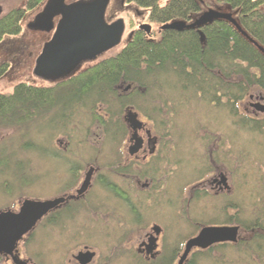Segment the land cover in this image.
I'll return each instance as SVG.
<instances>
[{
	"label": "rangeland",
	"instance_id": "1",
	"mask_svg": "<svg viewBox=\"0 0 264 264\" xmlns=\"http://www.w3.org/2000/svg\"><path fill=\"white\" fill-rule=\"evenodd\" d=\"M47 1L43 0L35 9L27 11L23 18L21 33L8 38L0 45V59L9 58L14 63L0 78V91H11L19 81H28L37 85L47 83L46 80L35 75L33 69L44 43L50 39L51 31L46 33L30 25L34 22L35 14ZM74 1L77 0H66V3ZM159 1L164 3L166 0ZM23 3L24 0H0V13L14 6H21ZM222 11L228 12V9ZM103 17L107 23L122 18L124 31L120 42L101 55L102 58L120 50L138 24L149 23L154 37L157 36L162 25L150 22L147 10L125 0H108ZM3 49H8L9 54L5 55L4 51H1ZM164 94L167 92L161 91L160 95ZM168 94L167 105L156 102L159 104L158 108L164 112L161 119L155 121L150 117L147 118L150 123H154L151 124L152 128L161 138L160 154L165 157L169 153L171 158L175 150L170 148L174 147L177 151L179 170L178 177L174 176L176 181L174 178L173 192L177 189L181 190L185 185V190L180 195L181 208L178 214L175 215L172 205L165 206L166 196L170 195L167 190L157 194L159 197L162 196L157 205L153 206V200L150 199L147 203L152 206L145 207L143 196L146 197L147 194L156 198L157 195L153 197L146 190L140 192L130 187L129 179L112 177L129 191L134 203L139 202L138 208H135L139 219H136L123 199L111 194L97 179H94L83 200L70 206L69 210L62 208L57 223L43 218L27 240L19 243L20 251L30 257L34 264H67L71 255L85 246L93 251L94 264H140L143 258L136 252L138 240L149 230L152 223L158 224L162 229L159 239L160 253L153 262L168 260L172 251L177 249L175 260L172 261L174 264L189 236L208 222H223L230 216L233 219L239 218L242 226L240 233L245 239L253 236L252 243L247 246L254 249L252 245L254 240H257L255 235L264 234V131L242 127L226 107L208 104L177 90ZM256 104H264V93L260 90L247 95L241 103L240 110L246 108L245 110L249 112L259 111ZM144 117L145 115H139L143 121H145ZM75 121L76 123L80 121V125L78 124L77 129L70 133L73 140L71 147L75 155L71 159L84 165L88 162L92 163L95 157L99 165H104L105 160L113 154L109 150L111 141L99 138V145L95 144L96 139L92 132L94 130L97 132V125L91 123V117L85 111L81 112L80 118ZM88 127L90 129L86 132ZM0 146L4 154L15 153L10 157L9 165L0 170V209L17 210L19 202L24 198H54L62 196L66 189L73 187L66 184L69 173L65 162L52 156L50 152L52 149H49L53 148L60 155H65L63 150L69 144L67 145L63 132L54 133L42 122L27 124L18 129L0 128ZM211 152H213V162L209 160ZM18 162L22 164L16 166ZM216 163L226 172L230 189L227 195H221L223 205L220 196L213 198L211 195L212 199H206L209 206L214 204L219 207V210L213 208L218 214L211 219L212 221L207 222L202 218L204 212L206 217L214 216L216 213L212 210L203 212L206 208L205 200L198 199L202 196L201 192L197 189L192 190L190 197L188 188L199 179L206 178L215 168ZM167 170L170 177L169 165ZM168 177H163V181L167 182ZM169 182L172 183V180L169 179ZM169 187L167 183V188ZM177 196L178 193L172 197L173 202L177 201ZM140 201L143 202V207ZM55 214L58 215V212ZM253 223L258 225L255 231L245 230V225ZM259 244L262 249L258 255L257 252L247 253L245 247L217 246L205 254L198 253L189 257V262L264 264V242Z\"/></svg>",
	"mask_w": 264,
	"mask_h": 264
},
{
	"label": "trees",
	"instance_id": "2",
	"mask_svg": "<svg viewBox=\"0 0 264 264\" xmlns=\"http://www.w3.org/2000/svg\"><path fill=\"white\" fill-rule=\"evenodd\" d=\"M42 1L24 0L23 5L0 13V45L21 33L25 13ZM125 1L147 10L148 20L156 24L191 22L209 9L225 8L228 12H223L229 13L233 21L216 18L193 28L160 30L156 37L135 30L116 53L66 80L48 81L45 85L19 81L11 91H0V128L18 129L42 122L54 133L70 134L80 125L75 120L85 111L92 124L100 125L106 138L109 121L121 114L120 107L132 100L131 104L147 109L144 114L158 121L164 112L156 102L167 105L168 92L177 90L208 104L226 107L242 127L264 131V114L250 118L240 110L247 95L257 90L264 93V0ZM1 51L9 54L8 49ZM13 64L12 59H0V78ZM128 84L134 90L132 94H117ZM161 91L167 94L160 95ZM49 149L52 156L59 155ZM11 153L4 154L0 146V170L9 165L10 157L15 155ZM62 211L58 208L44 220L57 223ZM244 228L254 231L256 227L249 224ZM246 244L247 253L257 252ZM171 260L172 255L168 260L148 264H171Z\"/></svg>",
	"mask_w": 264,
	"mask_h": 264
},
{
	"label": "flooded vegetation",
	"instance_id": "3",
	"mask_svg": "<svg viewBox=\"0 0 264 264\" xmlns=\"http://www.w3.org/2000/svg\"><path fill=\"white\" fill-rule=\"evenodd\" d=\"M43 9L44 7H42L35 14L32 27L44 30L46 31V33L51 31V36H52L60 16L54 15L48 11H44ZM48 25L50 27L49 29H46L45 27ZM139 26L140 25L138 24V26L134 29V31L140 30ZM152 32L153 31L151 27V32L148 35L152 36L153 35ZM158 32H160V27H159ZM127 42L128 41H126L125 44ZM112 48H114V46ZM110 49L104 51L102 54L92 59L82 60L67 75H64L54 80H47V79H44V80H46L47 82L66 80L70 78L71 76L77 73H80L82 71H85L89 67H92L93 65H95L97 62H99V60H101L102 58L101 55H103ZM129 87L130 85L128 84L126 88L119 89L116 92L119 95H127L130 93L132 94L134 90L130 89ZM132 102L134 101L131 100L129 104H127L126 106L120 107L119 112L121 114L113 116V119H112L113 121H109L110 130H109L108 137L105 138L103 136L102 130L99 127L100 125L96 126L97 132L96 130L92 132V135H94V138L96 139L95 144L99 145V142H98L99 138L108 139L112 143L109 150H111L113 154L110 158L105 160L104 165H99L95 157L93 158L94 160L92 163L88 162V163H85L84 165H80L78 161H75V159H71V157L75 156L73 153L74 150L71 147L73 140L71 139L70 137L71 135L68 134V132L64 134L65 139L67 140V145L69 144V146L65 147L63 150L65 152V155L64 154L60 155L59 153V156H56V158H60V160L65 162L67 171L69 173L68 183L66 184L67 186L69 185V187L71 186L73 187L70 189H66L63 192L62 196L69 197L70 195H74V197H70L64 200L59 205L58 208H61V209L67 208L83 200V197L86 192L83 195L78 196L77 198L76 191L79 188L81 182L83 181L85 174L88 172L90 168H92V174L90 177V185L94 179H97L105 187V189L110 191L111 194L123 199V201L127 203L129 210L133 212L135 215L134 218L139 219L138 214L136 213V209H135V208H138L137 205L139 202L134 203V201L129 196V191H127V189L123 185H121L120 183L118 184L115 180H113L112 177L129 179L128 183L130 184V187H134L140 192H144L146 190L149 194H152L153 197L159 194V192L161 193V191L165 192V190H167V193L170 195L166 196L167 205L165 206L172 205L173 210L175 211V215L176 213L178 214V210H180L181 208L179 205L180 195L185 190V185L183 186L181 190L177 189L173 192L174 187H175V181H176L175 177H178V170H179V159L176 154L177 151L174 147L170 148V150H173V151L175 150V153L172 154L171 158L169 157L170 156L169 153L165 157H163V155L160 154L159 145H160L161 138L154 131L155 129L152 128L151 124L153 122L150 123L147 118L148 116L144 114V111L146 112L147 109L144 108L145 109L144 110L134 104H131ZM245 109L246 108L243 109L244 113H246L250 118H258L264 114V112L260 110L259 111L253 110L252 112H249ZM142 113L145 115L144 117L145 121L139 118V115L144 116ZM107 116L110 119L109 115L105 114L106 119H107ZM116 126L119 128H116ZM101 134L103 138L101 137ZM212 153L213 152L209 154V160L210 161L212 160L213 162ZM167 165H169L170 170H171L170 177H168L169 174L167 170ZM197 172H199V170ZM157 175H161V176L158 177ZM163 177L165 178L168 177L167 182L163 181ZM174 178H175V181H174ZM169 179L172 180V183L169 182ZM167 183H168V187L170 184H172L169 187V189L167 188ZM196 189L199 190L202 195L198 199L203 198L205 200L204 205L206 206V208L203 209V212L205 210H210V211L212 210L213 212L216 213L217 211H215L213 208H215L216 210H219V207L215 206L214 204L209 206V204L206 202V199H212L211 197L216 198V196H220L221 204L223 205L222 203L223 200H222L221 195L223 196L227 195L230 189L228 185V179H227L226 172L222 171V168L219 167V164L215 165V168L210 172V174L206 178L199 179L195 184L190 185V187L188 188V194L190 195L191 191L192 190L195 191ZM177 193H178L177 201L173 202L172 197L176 195ZM160 197L162 196L160 195ZM160 197L159 195H157L156 198H152L151 195L148 196L146 194V197L143 196V199H142L144 202V206L145 207H148V205L152 206L150 203H147V201L150 199L153 200V206L157 205V203H159L161 199ZM143 202L140 201V205L142 207H143ZM58 208H56L55 210H57ZM4 209H11V208H4ZM4 209H0V210H4ZM11 210H16V209H11ZM55 210L50 211L47 215L54 212ZM217 214L218 213H216L214 216L211 215V216L206 217V212H204V216L202 218H204V221L208 222L212 218H215ZM47 215H45L44 217H46ZM177 216L175 219L178 218ZM224 225L238 227V234H237L236 241L215 242L204 249H201L198 247L193 248L187 257L185 264L189 262V257L194 256L198 253L205 254L217 246H221V247L231 246L235 248H242L245 246L246 242L251 241L253 238L252 236L250 239L249 237L245 239L240 233L242 228H241V223H240L239 218L236 217V219H233L230 216V217H226L225 221L223 222L206 223V225H203L194 234L189 236L188 239L196 236L198 232L205 226H224ZM253 225H255L256 227L255 229H253L255 231L258 228V225L254 223ZM31 232L25 234L22 237V239H20L17 242L15 251H13L14 256L16 255L20 260H23L25 264H34V263L30 257L24 255L20 251L19 243L26 241ZM161 235H162L161 227L156 223H152V225L149 226V230L144 234V236H142L140 240H138L136 252L143 258V261L142 262L140 261L141 262L140 264H143V263L148 264L149 262H153L157 260L159 253H160L159 239ZM254 241L255 242H253L252 246L254 247L255 250H257V255H258V253L262 249L261 244L259 243L264 242V234H261L260 236H258L257 240H254ZM176 250L177 249H175L171 253L172 255L171 264H173L172 261L175 260ZM79 252H83V253L89 252V258L87 262H84V263L80 262V260L76 257ZM94 258L95 257L93 255V251H91L88 247L85 246L82 249L77 250L76 253H73L71 255V258L68 260L67 264H94V260H95ZM177 260L178 258L176 259L174 264H176ZM0 264H15V263L13 262L11 255L2 253L0 254Z\"/></svg>",
	"mask_w": 264,
	"mask_h": 264
},
{
	"label": "water",
	"instance_id": "4",
	"mask_svg": "<svg viewBox=\"0 0 264 264\" xmlns=\"http://www.w3.org/2000/svg\"><path fill=\"white\" fill-rule=\"evenodd\" d=\"M107 1L77 0L66 3V0H48L46 2L43 10L60 17L52 36L44 43L36 59L33 69L35 75L47 80L57 79L67 75L82 60L92 59L120 42L124 31V21L122 18L111 23L105 21L103 14ZM216 18L233 21L229 13L209 9L191 22L170 21L162 24L160 30L193 28ZM30 25L32 26L33 23ZM49 27L48 25L45 28L49 29ZM139 28L147 34L151 32L149 23L140 24ZM256 106L264 112V104H256ZM91 174L92 168L85 174L77 189V198L88 189ZM70 197L74 195L49 199L24 198L19 202L17 210H0V254L11 255L15 264H25L13 254L17 242L31 232L45 215L58 208ZM237 234V226H205L196 236L185 241L176 264H185L193 248L204 249L215 242L236 241ZM76 257L81 263L87 262L89 252H79Z\"/></svg>",
	"mask_w": 264,
	"mask_h": 264
}]
</instances>
